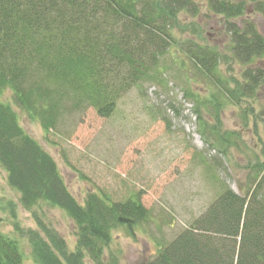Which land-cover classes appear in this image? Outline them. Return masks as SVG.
<instances>
[{
    "label": "trees",
    "instance_id": "obj_1",
    "mask_svg": "<svg viewBox=\"0 0 264 264\" xmlns=\"http://www.w3.org/2000/svg\"><path fill=\"white\" fill-rule=\"evenodd\" d=\"M203 6L223 20L231 56L245 65L242 80L222 74L215 46L194 36L176 37L181 17H193ZM249 12L264 17V0H0V90H9L15 105L48 133L73 111L92 107L100 116L111 115L130 88L162 74L158 66L166 55L183 56L179 66L187 61L193 78L207 85L208 97L190 95L196 111L210 112L216 120L212 130L223 143L224 135L237 133H220L221 105L239 104L264 86V33ZM0 166L24 208H59L76 226V245L69 251L35 212L38 229L15 224L29 244L31 264H119L115 256L104 258L111 231L148 216L137 195L114 200L88 191L79 203L53 156L1 99ZM251 171L243 195L223 188L140 264H264V160H256ZM18 240L0 231V264H25Z\"/></svg>",
    "mask_w": 264,
    "mask_h": 264
},
{
    "label": "rangeland",
    "instance_id": "obj_2",
    "mask_svg": "<svg viewBox=\"0 0 264 264\" xmlns=\"http://www.w3.org/2000/svg\"><path fill=\"white\" fill-rule=\"evenodd\" d=\"M246 16L264 33V17L259 12ZM222 21L203 6L197 15L181 17V29L175 35L194 36L215 46L221 55L222 74L240 81L245 65L232 58ZM180 59L183 56L166 55L158 66L162 74L130 88L111 115L100 116L92 107L73 111L48 133L15 105L9 90H0V99L12 105L26 132L53 156L79 203L88 191H101L114 200L137 195L148 209L147 218L140 223L131 228L119 225L111 231L104 258L115 256L119 264H140L155 256L160 246L206 209L226 186L243 195L252 183L251 165L264 160V117L259 118L264 86L239 104L221 105L220 133L235 132L237 136L224 135L219 143L212 130L216 120L206 109H199V116V107L190 97H208L207 85L193 78L187 61L180 67ZM6 178L0 166V231L19 239L23 262L32 263L30 247L15 224L24 230L38 229L34 212L58 232L69 251L74 250L76 226L68 215L45 204L34 211L24 208Z\"/></svg>",
    "mask_w": 264,
    "mask_h": 264
}]
</instances>
